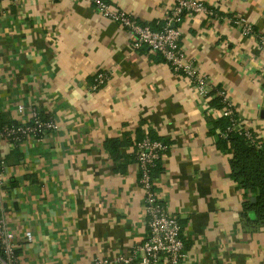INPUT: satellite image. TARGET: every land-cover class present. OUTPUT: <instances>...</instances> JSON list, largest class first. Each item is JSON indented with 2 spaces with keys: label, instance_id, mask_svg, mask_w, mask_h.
Returning <instances> with one entry per match:
<instances>
[{
  "label": "crops",
  "instance_id": "0c3cea01",
  "mask_svg": "<svg viewBox=\"0 0 264 264\" xmlns=\"http://www.w3.org/2000/svg\"><path fill=\"white\" fill-rule=\"evenodd\" d=\"M106 1L156 30L175 6ZM189 1L215 13L173 25L186 62L206 78L207 99L86 2L0 0V124L25 123L39 111L56 125L42 141L0 142L1 200L17 264H125L120 259L149 233L133 159L146 137L168 144L154 182L182 227L185 264H264V227L244 211L256 198L233 180L231 155L217 146L220 130L210 134L224 118L210 101L221 98L264 145V0ZM237 19L252 23L256 37H245ZM100 73L110 78L93 91ZM111 140L120 144L117 159Z\"/></svg>",
  "mask_w": 264,
  "mask_h": 264
},
{
  "label": "built area",
  "instance_id": "2783aa9c",
  "mask_svg": "<svg viewBox=\"0 0 264 264\" xmlns=\"http://www.w3.org/2000/svg\"><path fill=\"white\" fill-rule=\"evenodd\" d=\"M95 7L99 13L117 22L121 28L129 31L134 40V48L148 47L154 54L161 56L174 73L183 72L189 78L198 94L207 99V81L205 77L198 75L194 67L186 62L185 53L181 47V31L173 25H179L187 15L206 14L215 17L213 10L201 3L189 0H174L175 6L168 16L167 26L162 30H156L149 24L139 22L133 15L126 12H112L111 6L103 0H80ZM234 24L241 30L245 37L255 36L256 33L252 23L244 19H237ZM260 47L264 50V36L259 38ZM107 73L97 75L92 87L98 91L109 80ZM226 107L222 111L223 117H233L235 111L233 106L224 102ZM24 108H19L23 113ZM56 130L52 121L44 118L39 111H34L29 121L17 126H0V142L6 141L12 144L21 143L26 140L42 141L44 137ZM240 131L251 142H256L257 136L253 131L243 126L241 122L234 119V127L230 131ZM259 145V144H258ZM137 164L139 166V185L145 193V213L147 215L148 236L145 243L136 248L128 258L120 261L125 264H133L139 255H142V264H185L187 261L186 244L183 230L178 219L162 203L153 178L163 155L168 146L162 142L152 141L146 137L137 144ZM6 162L0 158V241L7 257L5 264H17L18 258L15 253L17 245L15 236L11 233L6 223V211L1 200V194L7 183L5 179Z\"/></svg>",
  "mask_w": 264,
  "mask_h": 264
},
{
  "label": "trees",
  "instance_id": "16d2710c",
  "mask_svg": "<svg viewBox=\"0 0 264 264\" xmlns=\"http://www.w3.org/2000/svg\"><path fill=\"white\" fill-rule=\"evenodd\" d=\"M54 1L58 2L60 0ZM103 1L107 2L106 0ZM210 103L219 110H223L226 107L223 99L221 98L213 99ZM234 119L235 122L236 120H239L236 114L233 117H224L223 119L214 122L213 129L210 131V134L217 136V130H220L217 146L221 151L228 152L231 155L230 165L233 180L241 189L245 190L246 196L251 195L256 198V202H252L250 199L247 203H245V215L252 213L254 218H252L251 221L260 227H264V145L262 146L260 140H257L254 143L251 142V140L247 139L239 130L230 131L234 127ZM17 125V123L8 125L0 124L1 127ZM149 138L152 141L162 142L164 145L168 146V144L161 139L153 137ZM141 141H139V143ZM258 144L261 145L259 146ZM106 147L115 159L119 157L118 151L120 144L117 140L109 141ZM133 159L137 161V153ZM160 162L153 173V178L160 168ZM15 255L19 258L18 250ZM6 262L7 257L0 241V264H5Z\"/></svg>",
  "mask_w": 264,
  "mask_h": 264
}]
</instances>
